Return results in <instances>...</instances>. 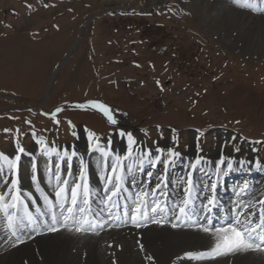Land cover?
I'll use <instances>...</instances> for the list:
<instances>
[{
    "label": "rangeland",
    "instance_id": "374dc122",
    "mask_svg": "<svg viewBox=\"0 0 264 264\" xmlns=\"http://www.w3.org/2000/svg\"><path fill=\"white\" fill-rule=\"evenodd\" d=\"M190 7L188 0H0V169L20 147L45 153V145L62 149L88 138L96 148L90 132L113 144L119 135V146H128L121 131L139 149L154 148V157L166 155L157 149L167 141L181 154L194 147L206 157L225 152L244 165L263 163L264 145L249 142L264 141V52L238 48L243 37L252 41L253 28L226 29L238 45L226 47ZM255 38L264 44V36ZM90 101L109 106L118 123L76 107ZM4 226L0 248L11 244ZM154 247L138 245L141 253Z\"/></svg>",
    "mask_w": 264,
    "mask_h": 264
},
{
    "label": "bare ground",
    "instance_id": "6f19581e",
    "mask_svg": "<svg viewBox=\"0 0 264 264\" xmlns=\"http://www.w3.org/2000/svg\"><path fill=\"white\" fill-rule=\"evenodd\" d=\"M185 1V0H183ZM190 8L197 15L200 20L205 21L210 27H212L216 33L220 36L221 40L224 43V46L229 47L233 45L238 46L232 40L226 39L225 30L235 25H241L247 23V26H252L253 30L248 31L249 37L252 41H248L243 37V41L239 43L238 48H242L251 53H258L259 51L264 52V44H259L257 42L255 35H258L262 38L264 36V14L260 12L261 9H256L253 7L251 11L245 10V8H238L234 5L233 2L228 0H188ZM263 8V7H262ZM258 10V11H256ZM257 14H255V13ZM120 139V137H119ZM167 141L161 142V148L158 149H170V145H166ZM232 148L233 145H229ZM227 148H230V147ZM133 148V156L135 159L130 158L127 162L123 161L122 166L124 171L121 173L124 177L125 184V195L131 194L133 199L135 195L143 191L144 186L138 184L132 176L137 170L135 167L139 163L136 160L138 153L136 151H142L139 147ZM80 149V148H79ZM145 151V150H143ZM125 154H128V150L124 151ZM155 153V152H154ZM166 157H167V151ZM227 154V153H226ZM225 152H218L215 156H203L199 152L195 151V148L179 157L182 161V166L185 168L189 166L194 182L197 181V186L195 185L196 191L193 193L199 202H203L201 199L203 190L206 189L205 182L208 179L209 175L213 178L216 177V181L220 182V196H228L227 189L223 188V177L225 172L224 169H230L227 167V164L221 165L219 158L226 156ZM97 157V155H96ZM28 155H22L20 160H29ZM99 158V157H98ZM157 158V156H156ZM198 158H203L204 163L202 166L198 165L195 169L191 168V165L194 164L195 160ZM102 158L90 159L88 161L90 170L93 172V184L90 185V188L93 187L91 195L97 196L99 200H96V204L101 208L100 202L104 199L101 197L105 196L104 189L106 188L105 178L109 175V172H96L95 167L98 166V163H101ZM92 160H94L92 162ZM160 159H156L158 165ZM163 160V170L162 175L159 178H162L160 183H157L154 187V190L157 186L163 184V193H168L170 197L173 198L174 202L178 203L180 201L179 195L183 196V190L180 188L179 178L175 173L178 171H171L169 160L162 158ZM217 160V162H216ZM233 161L232 159L228 162ZM22 163V161H20ZM173 163H175L173 161ZM149 164V160H144V166ZM132 166V170L128 171V166ZM25 172H21L24 176L21 179L27 178L29 175L33 176L29 172V166L26 164L23 165ZM47 172V170H45ZM208 174H205L207 173ZM19 174V169H17ZM39 175L41 174L42 189L44 192L48 193L51 190V195L55 193V179L54 175H45L43 172L38 171ZM72 174V173H71ZM217 174V176H216ZM18 176V175H17ZM52 177V178H51ZM73 175L70 176V179ZM204 181V182H203ZM39 183L38 179L35 181ZM74 181L70 182V186ZM1 183V182H0ZM8 185V184H7ZM30 188L34 187V184H29ZM226 186V185H225ZM228 189L230 188L227 187ZM150 192H153L149 189ZM159 196V193H157ZM160 197V196H159ZM158 198V197H157ZM168 198V197H167ZM162 197H160V200ZM152 196L148 197V201L151 202ZM55 202V201H54ZM165 201H162V204ZM110 210L113 208L108 207ZM104 209L103 207L101 208ZM105 210V209H104ZM117 215L124 214L121 212H116L113 218H116ZM0 224L4 222L2 215L0 214ZM121 219V218H120ZM120 221L118 220L117 223ZM94 226V225H93ZM142 228L137 227H125V228H109L107 232H100L97 234H79L78 232L69 231L67 228L59 231L48 230L44 234L36 236V234L25 235L23 236L22 242H16L13 239L9 240L11 244L7 247L2 246L0 248V264H188L192 261V264H197V261L200 259H195L189 257L188 254L192 253L193 255L201 252L207 251L211 247H214L215 238L209 233H204L198 228L194 229H181L173 228L171 224H157L153 223L150 225L141 226ZM1 231V230H0ZM130 235L136 238V242L130 240ZM6 236V233H5ZM146 240H149L151 243L155 244L154 248H146V253H141L138 248V245H141ZM76 243L73 245V243ZM147 257H152L151 260ZM194 262V263H193ZM200 264H264V252H258L255 250H241L233 253H229L223 256L216 257L215 259H208L205 261L199 262Z\"/></svg>",
    "mask_w": 264,
    "mask_h": 264
},
{
    "label": "snow or ice",
    "instance_id": "6c2138e0",
    "mask_svg": "<svg viewBox=\"0 0 264 264\" xmlns=\"http://www.w3.org/2000/svg\"><path fill=\"white\" fill-rule=\"evenodd\" d=\"M30 7V6H29ZM47 7V5H45ZM159 83V82H157ZM92 107L94 109L99 110L107 120L112 124L116 125L118 123L116 117L113 114V110L105 105L104 103L97 101H90L87 105L78 104L76 107L80 109H86V107ZM62 109L57 108L56 112L59 113ZM59 123V121H56ZM237 123H239L237 121ZM69 124L71 122L69 121ZM75 135V133H73ZM95 134L89 133V137L92 138ZM121 136L126 135L127 140L129 142V150L128 157H132L133 155V146L136 144V141L133 135L124 131L120 132ZM235 140V137H233ZM39 143L44 144V141H39ZM255 144L264 145V141H255L249 142ZM46 152L45 155H51L52 153H56L59 155L60 150L55 147H49L45 145ZM236 152L240 151L239 147H235ZM254 151H258V149H253ZM19 153H24V149L20 147L18 149ZM167 151V159L169 162L175 160L181 156V153L172 150V149H157L158 153H162ZM76 155L75 152L71 153L69 156L68 149L63 150V155L61 159L71 160V157ZM107 155V153H105ZM151 157V150L141 151L140 154L136 156V160L139 161L138 164L135 165L137 170L142 171L144 166V160ZM160 157L158 156L157 159ZM20 156L17 155L13 160L9 161L8 168L12 171H15L17 168L16 162L19 161ZM122 158L117 157L116 160L120 161ZM153 161L149 159V163ZM204 163L203 158H198L195 160L194 164L191 165L192 169H195L196 166ZM259 163V161H257ZM220 164L223 166L226 164L225 159L220 160ZM228 168L232 167L231 163L227 164ZM3 169H0L2 171ZM109 175L105 178L106 188L104 189L105 196L103 203L106 207H110L113 209L119 210L121 208V198L123 197L125 201L128 199H133L131 194L125 195V184L124 177L121 174L124 171V167L121 163H113L110 167H108ZM128 171L132 170V166H128ZM86 172L87 165L84 162H81V172L77 179V181L73 182L72 185H69L68 179H62L59 173V162H57V172L54 176L56 181L55 183V193H54V201L49 198L48 195L44 194L43 199L45 201V207L47 208V213L41 211L39 207L36 208V213L38 215H34L33 212L28 207V201L21 195L19 188L17 187V179L13 177L11 179V183L8 188L0 193V213L3 214L7 228L15 234L17 229L27 228L32 225H38L40 223V217L46 214L51 216L53 221V226L50 227L49 230L56 231L58 230L54 225L57 222V214L56 209L57 206L60 210V222L61 226L67 228L69 231L82 232L86 231L85 225L94 230V226L92 221L87 219V216L91 214V188L89 183L86 181ZM150 175V174H149ZM3 183H8L7 180L0 181ZM181 182L184 184L183 188V198L179 203H176L172 209V211L176 214V218L179 220L181 218L190 220L193 216H196L197 213L193 208V193L196 191L195 182L193 179L192 172L190 171L187 177L181 178ZM217 187L216 184H212L210 186V191H214ZM163 184L157 186V188L149 193L146 191H140L135 195L133 199V209L130 217V221L132 224L137 227L141 226L140 221L147 219L148 212L151 211L156 213L157 211H164L167 209V203L164 202L163 205L161 200L157 198V193L162 197L163 193ZM248 186L244 185L239 189V193L247 194ZM39 190V189H38ZM152 196V200L149 203L148 197ZM29 200H32L34 203V199L29 196ZM215 197H210L207 199L206 204L200 210V214L205 217L207 220L208 226L204 223H197L196 227L204 232L209 233L215 238L214 247H211L207 251L199 252L195 255L189 253L188 256L195 259H215L216 257L223 256L229 253H233L241 250H255L258 252H264V214H261L258 220H253L252 217L255 215L248 210L254 208L256 204L261 205L264 208V200H257L255 202H249L242 206V210H238L234 223L225 224L223 226L213 228L211 226V220L209 218L213 207L215 206ZM123 214L125 217H128L127 204L123 205ZM247 213V215H245ZM116 219H120V216L117 215ZM71 222V226L70 223ZM156 223H160V221H155ZM176 227V224L172 225ZM259 241V242H257ZM147 259L151 260L152 257H147Z\"/></svg>",
    "mask_w": 264,
    "mask_h": 264
}]
</instances>
